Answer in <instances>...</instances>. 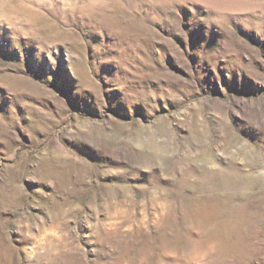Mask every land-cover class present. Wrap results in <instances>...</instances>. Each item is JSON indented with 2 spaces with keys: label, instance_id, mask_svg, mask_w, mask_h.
Masks as SVG:
<instances>
[{
  "label": "rangeland",
  "instance_id": "rangeland-1",
  "mask_svg": "<svg viewBox=\"0 0 264 264\" xmlns=\"http://www.w3.org/2000/svg\"><path fill=\"white\" fill-rule=\"evenodd\" d=\"M0 264H264V0H0Z\"/></svg>",
  "mask_w": 264,
  "mask_h": 264
}]
</instances>
